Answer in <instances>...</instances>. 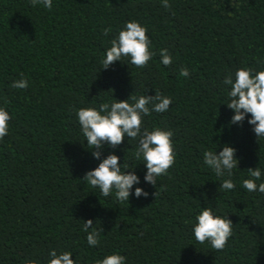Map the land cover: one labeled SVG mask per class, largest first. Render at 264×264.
I'll list each match as a JSON object with an SVG mask.
<instances>
[{"label":"trees","instance_id":"16d2710c","mask_svg":"<svg viewBox=\"0 0 264 264\" xmlns=\"http://www.w3.org/2000/svg\"><path fill=\"white\" fill-rule=\"evenodd\" d=\"M168 2L53 0L49 11L31 0H0V105L12 115L0 141V264H48L50 249L71 251L77 264L114 251L127 264H264V194L241 186L249 168H264V139L246 123L226 127L231 112L222 105L226 75L243 66L264 70V0ZM132 19L148 28L156 56L143 69L117 62L100 70L112 36ZM162 48L173 56L167 67ZM21 74L29 87H11ZM146 90L173 98L166 113L145 119L149 128L174 130L176 163L155 187L142 185L147 198L105 199L83 180L98 161L81 145L74 109ZM216 141L231 142L241 158L232 192L219 193V179L202 163ZM130 144L116 154L142 178ZM204 204L233 222L222 251L191 236ZM89 219L101 230L96 248L82 231Z\"/></svg>","mask_w":264,"mask_h":264},{"label":"clouds","instance_id":"9594fccd","mask_svg":"<svg viewBox=\"0 0 264 264\" xmlns=\"http://www.w3.org/2000/svg\"><path fill=\"white\" fill-rule=\"evenodd\" d=\"M31 3L33 6L42 5L49 11L53 9V0H31ZM163 7H170L168 0H163ZM111 32V28L104 29L106 36ZM147 33L148 28L140 21L132 19L125 22L112 36L110 46L104 49L99 61L100 70L109 69L117 62L140 69L147 67L156 56ZM159 55V62L163 66L173 63V56L167 48L160 49ZM180 75L189 77V70L182 68ZM222 84L226 97L222 105L231 112L226 127L243 128L246 123L257 141L264 139V70L243 66L237 68L234 74L226 75ZM11 87L23 90L29 87V81L21 74L19 79L12 81ZM147 92L139 95L133 92L123 100L112 95L100 102L98 107L93 105L74 109L83 137V143L79 142L98 161L97 166L85 172L83 180L105 199L129 203L132 197L147 198L149 192L142 185L155 187L176 163L174 130L160 126L149 128L145 119L153 113H166L173 98L159 91H155V95H147ZM11 120L8 108L0 105V141L10 134ZM125 140L131 146L130 142H135L133 158L140 161L138 165H143L142 178L137 166L127 163L125 156L121 162V156L116 154V149ZM215 144L214 150L203 152V166L219 179V193L232 192L237 187L236 175L240 170L238 149L228 141H216ZM248 170L249 177L242 180L241 186L248 193L264 194V168L256 166ZM94 224L89 219L82 226L90 248L101 244V230ZM190 233L197 243L222 251L233 235V222L216 207L204 204L190 223ZM72 256L71 251L58 253L50 249L48 264H77ZM96 264H127V257L114 251L98 259Z\"/></svg>","mask_w":264,"mask_h":264}]
</instances>
